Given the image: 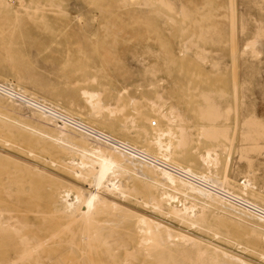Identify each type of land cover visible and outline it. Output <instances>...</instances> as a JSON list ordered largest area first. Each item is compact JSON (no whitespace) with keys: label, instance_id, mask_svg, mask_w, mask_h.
Here are the masks:
<instances>
[{"label":"rangeland","instance_id":"rangeland-1","mask_svg":"<svg viewBox=\"0 0 264 264\" xmlns=\"http://www.w3.org/2000/svg\"><path fill=\"white\" fill-rule=\"evenodd\" d=\"M22 1L25 8L16 15L0 10V82L20 86L80 114L92 125L151 148L158 133L183 128L180 143L178 133L174 138L164 136L174 159L213 175L227 171L238 182L250 179L264 195V0ZM7 2L15 5L17 0ZM26 114L0 99V126L64 155L0 138V173L36 177L39 169L46 176L45 187L54 182L88 187L63 162H67L64 156L74 153L70 158L76 162L95 166L93 140L87 142L75 133L62 138L51 123ZM152 120L156 125L150 126ZM64 141L79 149L60 145ZM5 156L17 164L3 161ZM130 171L121 176L128 186L156 190L150 178ZM131 190L125 199L115 198L159 215ZM204 213L209 221L224 225L222 236L213 234L209 222L194 227L184 220L170 221L191 230L187 234L207 247L216 241L252 264H264V228L256 231V237L251 223L225 208L205 206Z\"/></svg>","mask_w":264,"mask_h":264},{"label":"bare ground","instance_id":"bare-ground-1","mask_svg":"<svg viewBox=\"0 0 264 264\" xmlns=\"http://www.w3.org/2000/svg\"><path fill=\"white\" fill-rule=\"evenodd\" d=\"M23 4L22 0H17L15 5L0 0V10L15 14L21 7L25 8ZM4 82H0V99L6 103L24 109L40 123H51L62 138L75 133L86 140H93L96 164L92 168L83 160L76 162L70 158L74 153L69 158L64 156V160H67L63 162L64 166L88 187L75 186L71 182L66 185L54 182L45 187L46 176L39 169H35L36 177L14 175L13 172L11 176L9 171L10 176L5 173V177L0 173V264H252L234 249L219 242L214 241V247L210 244L207 247L206 243L202 244L189 236V229L170 221L176 218L194 227L209 222L208 227L219 237L223 235L220 229L224 225L209 221L204 213L205 206H218L251 223L250 230L256 237V231L264 228V195L254 189L250 179L238 182L227 171L220 176L213 175L209 170L194 169L171 156V144L164 142V136L174 138L178 133L181 135L178 138L180 143L184 139L183 128L178 132L169 130L158 133L152 140L154 148H151L126 135L110 132L98 124L92 125L70 109L28 93L20 86ZM91 99L93 97L89 103ZM98 105L97 102L96 108ZM152 125H156L155 120L150 121ZM0 138L6 143L10 140L23 142L30 150L61 157L64 155L58 150L52 151L55 149L49 144L52 150L39 142L36 144L25 140L14 130L2 126ZM62 144L73 151L66 141ZM82 149L85 150L84 147ZM30 152L28 154L31 155ZM206 155L210 156V152L207 151ZM2 159L17 164L13 157L5 156ZM74 165L80 169H75ZM130 170L150 178L159 191L128 186L121 176ZM131 189L139 193L137 199L144 205L149 204L160 216L126 206L115 198L125 199ZM253 242L256 243V238Z\"/></svg>","mask_w":264,"mask_h":264}]
</instances>
